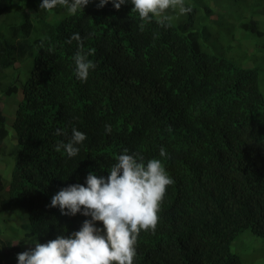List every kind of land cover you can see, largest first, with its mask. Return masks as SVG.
Returning a JSON list of instances; mask_svg holds the SVG:
<instances>
[{"label": "trees", "instance_id": "16d2710c", "mask_svg": "<svg viewBox=\"0 0 264 264\" xmlns=\"http://www.w3.org/2000/svg\"><path fill=\"white\" fill-rule=\"evenodd\" d=\"M98 2L68 15L40 9L42 0H0V97L17 100L13 145L0 114V155L10 159L0 209L25 220L16 245L78 231L90 217L61 215L52 197L86 186L90 172L106 178L128 149L161 159L174 181L133 264L258 262L247 245L264 239V66L242 64L231 46L264 64V0H226L239 13L214 24L208 0H185L186 22L153 20L143 31L130 3L117 11ZM76 33L85 52L94 50L86 81L76 78L77 42L66 43ZM73 127L86 140L69 158L55 147ZM12 251L4 264H18L20 250Z\"/></svg>", "mask_w": 264, "mask_h": 264}, {"label": "clouds", "instance_id": "9594fccd", "mask_svg": "<svg viewBox=\"0 0 264 264\" xmlns=\"http://www.w3.org/2000/svg\"><path fill=\"white\" fill-rule=\"evenodd\" d=\"M90 2L92 0H42L40 9L52 10L59 6L68 15H76ZM211 2L208 0L207 5L214 13ZM108 3H112L117 11L122 5L130 3L132 11L138 14L141 21V31L153 20L162 28L171 27L172 23H184L187 18L183 15L192 12L191 7L185 6V0H99L97 7L103 8ZM221 3L226 5V0ZM221 3L219 10L224 13ZM72 41L78 45L72 58L76 78L86 81L90 71L96 67L88 59L94 50L84 51L79 33L72 35L66 43L71 44ZM236 45L231 46V52L237 54L242 64L259 67V70L264 66L262 61L251 56V49L237 51L234 50ZM238 46L240 49L241 46ZM111 130V125L106 124L105 132L111 133ZM71 133L66 143L60 141L55 147L56 152L63 150L69 158L79 153L78 145L86 140L85 134L75 127ZM55 135L66 136L67 132L57 129ZM159 156L168 158L164 147L160 148ZM116 159L106 178L90 172L86 177V186L79 183L70 185L59 190L51 199L50 207H58L61 215L75 216L79 213L90 219H86L80 229L70 236L58 235L47 243L35 239L31 243L34 247L18 254V264H133L138 237L141 231L155 232L161 203L168 186L174 181L161 159L152 158L145 162L143 155L129 154L128 149H124ZM97 223L103 227H96ZM257 261L264 264V257L261 255Z\"/></svg>", "mask_w": 264, "mask_h": 264}, {"label": "rangeland", "instance_id": "374dc122", "mask_svg": "<svg viewBox=\"0 0 264 264\" xmlns=\"http://www.w3.org/2000/svg\"><path fill=\"white\" fill-rule=\"evenodd\" d=\"M221 2L222 0H212L211 2V6L214 9V13L211 16V20L213 21L212 24H214L215 19L220 21L222 15L225 16V19L228 22H233L235 16L239 12L237 7L232 6L230 3L227 2V4L225 5ZM219 3H221V6L230 12L231 17L229 16V14H225L221 10H219ZM60 8L63 9L62 7ZM234 50L239 51L240 50L239 46L236 45L234 47ZM16 103H17V100L15 98L13 99L12 97L11 98L5 97L4 95L0 97V114L2 116H5L6 126L9 130L8 131L9 132V142L12 145L15 139H14V135H12L13 133L11 132L10 125L12 122L14 109L16 108ZM6 147L7 149H9L8 146ZM9 163H10L9 158H7L6 156L2 157L0 155V175H2L3 177L7 176L9 173L8 171ZM24 222L25 220L21 217L18 211H13V213L7 214L0 209V264L5 263L4 257L10 254L11 252H13L12 248H14L15 246L17 247V249L20 250V253L27 251L30 248L34 247V245L27 244L25 242L16 245V243L20 241V239H22L23 236L25 235V231H22L20 228V226ZM10 228H14L16 231L12 232ZM247 246L250 247V251H252L253 254L256 255L257 258H260L261 255L264 257V239H260V241H257V242H252L251 244ZM231 248L234 251V243ZM237 249L238 248H236V250ZM254 264H263V261H261L260 263L255 262Z\"/></svg>", "mask_w": 264, "mask_h": 264}]
</instances>
